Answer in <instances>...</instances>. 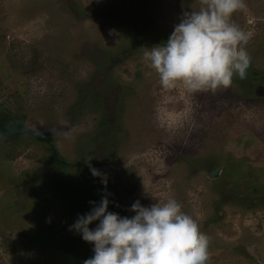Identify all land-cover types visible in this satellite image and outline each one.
I'll return each mask as SVG.
<instances>
[{
	"label": "rangeland",
	"instance_id": "1",
	"mask_svg": "<svg viewBox=\"0 0 264 264\" xmlns=\"http://www.w3.org/2000/svg\"><path fill=\"white\" fill-rule=\"evenodd\" d=\"M201 6L0 0V110L27 129L0 133V264H83L92 245L69 226L102 195L129 217L137 200L174 198L208 237L206 264H264V0L231 17L251 32L246 78L195 93L181 125L155 118L163 93L143 52Z\"/></svg>",
	"mask_w": 264,
	"mask_h": 264
},
{
	"label": "clouds",
	"instance_id": "2",
	"mask_svg": "<svg viewBox=\"0 0 264 264\" xmlns=\"http://www.w3.org/2000/svg\"><path fill=\"white\" fill-rule=\"evenodd\" d=\"M198 10L184 11L167 40L143 52L158 76L162 97L155 105L160 126L171 128L192 112L191 97L198 92L228 87L235 75L246 78L251 57L245 45L251 38L231 19L245 0H201ZM183 102L177 110L169 105ZM91 174L107 185V176L89 165ZM70 231L92 245L93 255L83 264H206L208 237L174 198L130 206L131 217L108 210L109 199L89 202ZM95 226L90 228L91 224Z\"/></svg>",
	"mask_w": 264,
	"mask_h": 264
},
{
	"label": "trees",
	"instance_id": "3",
	"mask_svg": "<svg viewBox=\"0 0 264 264\" xmlns=\"http://www.w3.org/2000/svg\"><path fill=\"white\" fill-rule=\"evenodd\" d=\"M72 4V3H71ZM76 8L75 5H72V8ZM27 129L25 126H23L20 122H18L16 119H14L13 117H10L9 114H7L4 111L0 110V133L7 137V138H15L20 136L21 134H23L24 132H26ZM33 133V132H32ZM36 136V134H34ZM36 137H38V139L45 141L47 143H51V141L48 138H45L41 135H37ZM54 158L55 161L58 164H63V162L65 161L64 159H62L57 152H54ZM76 170L79 174H81L84 177H87L88 179L92 180V181H96V177H94L91 172L87 171L83 166L81 165H77L76 166ZM102 189V188H101ZM110 204L114 207L117 208V210L122 213L124 216L125 215L123 212V209L121 206H119L116 202H114L113 200H110ZM129 217V216H128Z\"/></svg>",
	"mask_w": 264,
	"mask_h": 264
},
{
	"label": "water",
	"instance_id": "4",
	"mask_svg": "<svg viewBox=\"0 0 264 264\" xmlns=\"http://www.w3.org/2000/svg\"><path fill=\"white\" fill-rule=\"evenodd\" d=\"M216 174H217V170L214 169V170L211 172V176L214 177V176H216Z\"/></svg>",
	"mask_w": 264,
	"mask_h": 264
}]
</instances>
